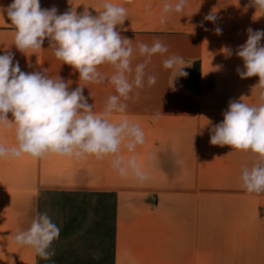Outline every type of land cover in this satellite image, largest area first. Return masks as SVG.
<instances>
[{
	"label": "crops",
	"instance_id": "0c3cea01",
	"mask_svg": "<svg viewBox=\"0 0 264 264\" xmlns=\"http://www.w3.org/2000/svg\"><path fill=\"white\" fill-rule=\"evenodd\" d=\"M164 2L114 1L127 9V15L155 21L142 32L173 39L175 55L198 65L196 89L130 93L128 100L121 99L126 111L108 117L114 123L128 119L143 129L144 143L134 153L122 145L119 155L125 159L135 155L149 179L141 182L131 174L122 178L112 166L113 156L0 158V264H39V255L18 245L14 236L30 227L49 196L112 199L111 264H264V193L247 192L241 180L243 168L251 169L258 157L210 144L211 129L222 122L230 100L250 106L264 103L259 77L242 79L236 69L243 71L244 62L235 55L247 40L248 28L264 30V11L251 6L250 0H186L183 12L166 14L162 24ZM11 3L0 0L2 36L15 32L3 11ZM210 13L217 17L215 23L205 20ZM215 27L222 34H215ZM130 28L126 26L133 31ZM226 48L232 50L231 56ZM83 94L93 112L100 114L117 93ZM0 143L17 145L14 125L0 127ZM200 237L204 241L199 243ZM199 244L207 248L220 244L223 249L199 252Z\"/></svg>",
	"mask_w": 264,
	"mask_h": 264
},
{
	"label": "clouds",
	"instance_id": "9594fccd",
	"mask_svg": "<svg viewBox=\"0 0 264 264\" xmlns=\"http://www.w3.org/2000/svg\"><path fill=\"white\" fill-rule=\"evenodd\" d=\"M185 4L186 0L174 3L165 0L160 22H166V14L183 12ZM250 4L264 11V0H250ZM102 9L95 16L86 10L80 14L74 10L58 14L55 6L42 9L40 0H13L3 9L15 28L14 45L20 52L31 50L35 54L47 38L55 57L78 71L79 80L97 84L107 80L117 94L108 98L103 113H94L93 105L83 94L85 87L79 85L70 90L69 82L58 75L50 78L44 71L25 73L19 61L14 63V54L5 52L0 55V127L15 126L17 145L8 147L0 143V158H18L22 154L43 158L57 154L77 160L87 156L102 160L113 156L112 166L122 178L131 174L141 182L149 179L135 155L127 159L119 155L122 145L134 153L137 145L144 143L143 129L128 119L114 123L108 117L126 111L127 104L121 99L128 100L134 88L144 87L147 64L153 55L167 53L168 47L156 40L151 46L141 42L134 49L132 40L116 30L127 19V9L110 0H105ZM150 9L149 3L146 11ZM205 20L215 23L217 17L210 13ZM246 31V42L235 50V55L244 62V70L238 67L236 71L242 79L258 76V85L264 89V45L261 44L264 30ZM214 32L220 35L222 29L215 27ZM134 51L146 59L133 69ZM225 52L228 56L233 54L230 48ZM105 64L114 69L110 76L98 70ZM183 64V58L178 55L163 61L165 69L176 71L174 78L188 75L182 71ZM156 83V76L147 75L149 87ZM260 96L264 100V91ZM9 113L12 119L8 118ZM222 114V122L211 129L210 144L227 145L258 157L251 169L243 168L241 180L247 192L264 193V103L250 106L242 100H230ZM59 234L60 228L45 212L39 213L27 230L18 232L14 241L32 248L42 259L51 260L55 255L51 245Z\"/></svg>",
	"mask_w": 264,
	"mask_h": 264
},
{
	"label": "rangeland",
	"instance_id": "374dc122",
	"mask_svg": "<svg viewBox=\"0 0 264 264\" xmlns=\"http://www.w3.org/2000/svg\"><path fill=\"white\" fill-rule=\"evenodd\" d=\"M114 3L115 0H110ZM120 0H117V2ZM105 0H40L42 9L57 7L58 14L74 10L77 14L84 10L92 15H97L102 11V4ZM137 9V7H135ZM127 20L122 26H117V31L122 37L132 40L135 49L139 43L151 46L154 41L160 40L168 47V52L161 55L155 54L147 64L145 72L147 75L157 77V83L149 87L147 75L144 87L134 88L131 93H165V92H188L190 88H197L198 65L196 63L184 62L182 71L187 72L186 77H176V71H170L163 67V61L168 56L175 55V43L169 37H160L154 32H142V27L155 25V21H149L148 16L141 14H128ZM126 26L131 27L126 30ZM15 30L13 26L9 27ZM15 32L0 35V55L11 51L14 54V63L19 61L22 71L31 73L33 71L45 72L50 78L57 75L69 82L70 90L76 87H85L83 93H116L115 88L107 80L103 83H85L79 80V73L70 65L63 64L54 55V48L50 47V41L46 38L42 49L33 54L31 50L22 53L14 45ZM146 57L141 56L138 51H134L132 58L133 69L139 63H143ZM101 73L111 75L114 69L111 65L99 66ZM134 75V73H133ZM174 78V79H173ZM131 79V77H130ZM173 80V81H172ZM194 83V87L190 83ZM175 88L176 90H173ZM106 201V202H105ZM112 199L91 197V196H49L41 202V213H47L52 221L61 227L65 223L63 230H60L59 238L54 240L51 249L55 255L51 260H44L39 256V264H111L113 250V204ZM107 204L109 209L103 205ZM216 233V232H215ZM221 241V238H214ZM204 238H199V243ZM199 252H222L220 244L207 248L199 244ZM206 250V251H205Z\"/></svg>",
	"mask_w": 264,
	"mask_h": 264
}]
</instances>
